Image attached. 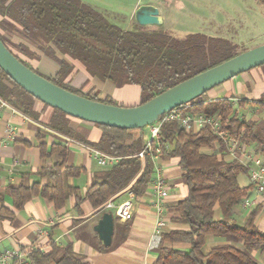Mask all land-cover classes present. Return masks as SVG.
Instances as JSON below:
<instances>
[{"label":"trees","instance_id":"trees-1","mask_svg":"<svg viewBox=\"0 0 264 264\" xmlns=\"http://www.w3.org/2000/svg\"><path fill=\"white\" fill-rule=\"evenodd\" d=\"M256 2L264 7V0ZM120 20L119 15L99 10L82 0H0V37L25 66L68 91L110 105L118 104L109 97L102 100L97 94L83 95L65 84L73 71L67 58L83 65L93 78L122 86H139L140 104H144L245 52L228 38L203 33L180 36L164 25L149 29L135 21L124 28ZM5 34L17 37L25 44L11 43ZM10 45L25 58L38 60V55L29 47L32 46L53 58L60 66L59 72L55 77L44 76L16 54ZM4 73L0 69L2 101L38 120L35 104L40 102L39 99ZM248 103L241 101V105ZM254 103L264 112V93ZM53 110L55 113L48 123L50 129L74 137L96 151L121 157L119 164L103 171L86 191L84 199L103 214L110 212L105 210V204L125 190L132 191L137 199L150 190L155 178L153 154L164 161L179 160L188 195L169 213L171 220L183 228L167 230L162 235L153 264H259L255 254L264 255V231L258 228L256 219L262 207L253 208L243 225L231 218L234 209L242 205L244 198L254 190L252 184L243 187L239 183V177L248 176L250 169L238 159H225L226 153L223 156L218 154L220 151L226 152L228 144L234 139L242 145L253 147L264 158V118L241 117L230 99L212 101L198 98L176 110L218 115L221 118L220 131L215 132L205 126L199 132L187 133L179 123L165 122L159 138L152 143V152L147 151L144 158H140L138 154L144 149V137L143 134L136 136L135 132L145 128L126 130L95 124L102 130V135L98 142H89L74 134L69 127V119L73 117L58 109ZM46 149L45 145H41L43 157L57 153L61 158L51 168H43L38 173L43 178L47 177L50 183L46 186H9L6 194L14 199L17 209H22L29 200L38 196L47 199L59 210L68 197L74 195L79 207L83 199L77 188L69 186L68 179L79 176L81 169L67 166L66 146L52 145L48 153ZM204 149L210 151L204 152ZM4 200L5 194H0V213L5 211ZM217 210L221 214L219 220L216 218ZM113 218L115 231L119 226L124 233L129 232V222L118 225L117 218ZM209 237L243 244L241 248L231 243L209 247ZM181 244L188 247L183 251L175 247ZM70 247L55 264H87ZM27 259L28 264H48L53 259V253L45 255L36 249L27 253Z\"/></svg>","mask_w":264,"mask_h":264},{"label":"crops","instance_id":"crops-1","mask_svg":"<svg viewBox=\"0 0 264 264\" xmlns=\"http://www.w3.org/2000/svg\"><path fill=\"white\" fill-rule=\"evenodd\" d=\"M161 15L166 20L165 16ZM11 42L24 43L17 37L12 38ZM29 47L39 57L38 60H32L31 66L44 76L55 77L60 70L59 64L32 46ZM58 57L64 58L61 55ZM21 58L27 59L24 56ZM67 60L73 66V71L65 80V84L81 94H97L102 100L109 97L119 106L124 107L140 105L141 89L139 86H122L109 81H101L91 77L79 62L68 58ZM234 79L230 85L235 88V81H237L239 93L225 99L250 103L257 102L262 97L264 67L255 68ZM226 88L227 86L217 87L216 91L213 90L215 92H211L206 100H222L219 95ZM35 110L38 113V120L24 115L0 98V194H5L3 203L5 211L0 213V260L7 251L24 254L27 258L29 251L39 249L45 255L53 253V259L48 264H55L62 257L64 251L71 246L72 252L87 264H153L156 261L157 252L150 250L148 246L159 217L154 203L153 185L143 197L137 199L135 217L129 224V232L124 233L119 226L114 231L113 239L118 232L117 234L122 240L121 247L111 249L112 244L105 247L95 230L104 212L93 208L92 204L84 198L91 184L108 167L97 164L91 152L92 148L74 137L48 127V123L55 113L52 107L46 106L42 102H36ZM69 127L74 134L89 142H98L102 135V130L97 125L74 117L69 119ZM10 128L14 131L12 135L9 132ZM141 134H143L144 143L147 142L150 133L146 135L145 129L135 132L136 136ZM55 144L68 148L66 161L68 167L81 169L79 176L68 179L69 186L77 188L81 199H83L79 207H77V198L74 195L69 196L64 206L59 210L54 207L53 203L38 196L29 200L22 209H17L14 199L6 194L8 187L48 185L50 180L47 177L43 178L38 173L43 168H51L60 162L61 158L57 153L47 154L43 157L41 145L46 146L48 153L51 146ZM225 153V151H220L218 155L223 156L222 154ZM178 162V159L164 161L159 158L156 165L157 168L162 169L169 190L168 196L162 200L163 216L167 221L165 232L183 228L171 220L169 213L173 206L188 195L186 185L180 182L183 173ZM250 184L251 182L248 183V185ZM127 197L128 193L125 190L112 201L118 205L124 200L126 201ZM247 197L256 201L254 208L262 207L257 216L256 225L264 231V196H258L255 190H251ZM250 211L240 205L239 208L234 209L231 218L237 224L243 225ZM7 212L11 215L9 216ZM216 218L218 220L221 218L219 210L216 212ZM119 223L124 224L118 221V225ZM225 243H231L239 248L243 244V242L233 243L224 238L211 237L209 247ZM175 247L183 251L188 246L181 244ZM257 258L260 260L258 263L262 264L264 255L263 257L257 255ZM10 264H19V261L15 259Z\"/></svg>","mask_w":264,"mask_h":264},{"label":"water","instance_id":"water-1","mask_svg":"<svg viewBox=\"0 0 264 264\" xmlns=\"http://www.w3.org/2000/svg\"><path fill=\"white\" fill-rule=\"evenodd\" d=\"M160 13L159 7L144 5L139 6L133 15L139 26L161 27L165 20ZM7 47L0 37V69L40 102L86 122L126 130L149 127L169 111L201 98L206 92L255 67L264 66V45H261L241 52L238 56L166 90L144 104L124 107L93 101L53 84L25 66ZM113 217L111 212L105 213L95 227L105 247L112 244L115 231Z\"/></svg>","mask_w":264,"mask_h":264},{"label":"rangeland","instance_id":"rangeland-1","mask_svg":"<svg viewBox=\"0 0 264 264\" xmlns=\"http://www.w3.org/2000/svg\"><path fill=\"white\" fill-rule=\"evenodd\" d=\"M99 10H106L112 14H117L121 18L120 23L122 27L128 28L135 21L134 13L139 6L155 5L159 7L160 14L165 16L164 26L175 31L177 35H186L190 33H203L210 36H218L228 38L237 44L241 50L247 51L255 49V47L264 45V7L260 6L256 0H82ZM119 24V23H118ZM156 28V27H146ZM6 35V34H5ZM11 41L12 38L6 35ZM12 43V42H11ZM11 46V45H10ZM13 51L20 54L13 46ZM30 65L33 61L30 59L25 60ZM256 68V67H255ZM263 68L258 67L256 69ZM253 70V69H252ZM249 72V71H248ZM247 73V72H246ZM245 74V73H243ZM242 75V74H241ZM239 75V76H241ZM239 76L235 77L238 78ZM235 80L234 78L221 84L220 86H227L225 91L219 95L220 99H225L237 95L239 86L232 87ZM238 80V79H237ZM231 82V83H229ZM219 87V86H218ZM214 88L207 94L200 98L206 100L209 98L211 92H215ZM215 90V91H213ZM238 92V93H237ZM235 111L243 118L261 120L264 117V112L258 109L257 104L250 102L246 105H241L240 100L233 101ZM149 127L145 128L146 135H149ZM226 149V153L234 150L230 145ZM230 148V150H229ZM209 149H204V152H209ZM238 156L252 154L255 157H261L253 147L247 146L244 151L236 150ZM229 155V153H228ZM263 160L264 158L261 157ZM228 159H231L228 157ZM250 178V177H249ZM247 175L239 177V183L245 187L251 180ZM185 185L183 177L180 181ZM240 205L237 206L239 208ZM112 214L114 210L110 211ZM131 222V221H130ZM129 222V224H130ZM118 233V232H117ZM115 234L111 249H116L122 240L118 234ZM211 237H209V242ZM255 254V259L260 261ZM264 261H262V264Z\"/></svg>","mask_w":264,"mask_h":264},{"label":"built area","instance_id":"built-area-1","mask_svg":"<svg viewBox=\"0 0 264 264\" xmlns=\"http://www.w3.org/2000/svg\"><path fill=\"white\" fill-rule=\"evenodd\" d=\"M165 122H177L180 126L187 132H199L200 129L205 126H209L213 131L219 132L221 128V118L218 115L208 116L205 114H190L182 112L181 110H171L168 113L164 114L161 119L155 124L149 126L150 128V138L145 142L144 149L138 154L140 158H144L147 151L152 152V143L154 140H157L161 133V127ZM10 135L14 133L13 129L9 130ZM230 145L233 146L234 150H229L225 154V159L232 161L235 159L240 160L242 163L247 165L250 169L249 177L251 184L254 186V190L258 196H264V160L261 157H255L252 154L245 155L241 153L242 156H238L236 150L240 151L247 147L246 145L240 144L238 141L232 139ZM94 160L98 165L102 167H112L121 161V157L107 155L96 149L91 150ZM159 152V151H158ZM230 157L231 159H228ZM159 155L153 154L152 160L155 162V179L153 182V196L155 197V207L157 208L159 217L155 225L154 233L151 236L148 248L150 250H157L161 244L162 235L165 233V228L167 226V221L163 216V207L162 200L166 198L169 194L167 189V180L165 175L162 173V169L157 168V161L159 160ZM128 197L126 201L116 205L112 200H109L105 204L106 211L114 210L112 214L115 218L118 219L121 223H128L132 221L135 217L136 209V195L132 191H128ZM256 204V201L251 200L249 197L244 198L242 202V207L246 210H252ZM17 259L19 264H28V259L24 254L7 251L1 257V264H10L12 260Z\"/></svg>","mask_w":264,"mask_h":264}]
</instances>
